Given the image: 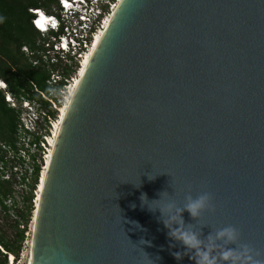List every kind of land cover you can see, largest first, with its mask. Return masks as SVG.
Returning <instances> with one entry per match:
<instances>
[{"label":"water","instance_id":"obj_1","mask_svg":"<svg viewBox=\"0 0 264 264\" xmlns=\"http://www.w3.org/2000/svg\"><path fill=\"white\" fill-rule=\"evenodd\" d=\"M161 192L211 193L184 221L264 252V0H121L63 119L27 264H195L147 207Z\"/></svg>","mask_w":264,"mask_h":264},{"label":"built area","instance_id":"obj_2","mask_svg":"<svg viewBox=\"0 0 264 264\" xmlns=\"http://www.w3.org/2000/svg\"><path fill=\"white\" fill-rule=\"evenodd\" d=\"M120 2L121 0H57L49 12L42 8L29 10L32 14V26L41 35L38 45L41 47L42 61L50 70L48 92H41L36 86L35 91L50 104V108L58 110L59 118L61 108L67 100L64 93L70 94L84 61L92 56L97 41L102 37ZM41 11L47 17L55 19V27L49 24L45 30H41L33 23ZM23 51L33 55L26 47ZM34 64L38 65L39 61ZM65 70H72L73 73L67 77ZM2 83L0 89L6 90V84ZM6 101L11 107L22 110L16 146L11 147L0 142L1 153L7 162L5 164L0 159V174L4 179L12 180L18 175L22 165L33 160L34 155L37 156L42 151L44 153V150L49 154L51 143L55 139L54 129L59 120L54 122L55 119H52L48 110L38 102L23 100L19 104L10 94H6ZM47 123L52 128L47 125L49 130H45L46 134L42 132L41 126ZM45 156L47 158L46 154ZM44 161L46 163V159ZM0 250L5 252L1 246ZM8 262L17 263L11 255Z\"/></svg>","mask_w":264,"mask_h":264},{"label":"trees","instance_id":"obj_3","mask_svg":"<svg viewBox=\"0 0 264 264\" xmlns=\"http://www.w3.org/2000/svg\"><path fill=\"white\" fill-rule=\"evenodd\" d=\"M56 2L57 0H0V17H3V23H0V80L6 84V90L0 89V142L4 145L16 146L22 112L21 109L11 107L6 101V94H10L19 104L23 100L38 102L48 110L52 119L58 116V111L50 108V104L35 91L36 86L39 91L48 92L50 70L42 61L41 47L38 45L41 35L32 26V14L29 11L31 8H42L49 12ZM25 47L33 55L25 53ZM35 61H39V64L35 65ZM72 73V70H65L64 74L69 77ZM42 128L46 129L44 126ZM3 155L0 149V159L6 164ZM32 158L35 163L25 208L18 214L16 212L18 221L10 224L9 228L0 226V246L5 251L0 250V264H9V255L14 256L16 261L20 259L29 224L34 219V191L39 188L42 167L36 162L37 156ZM20 179L25 182L26 176ZM13 196L14 181L6 180L0 174V209L7 211L8 201Z\"/></svg>","mask_w":264,"mask_h":264},{"label":"clouds","instance_id":"obj_4","mask_svg":"<svg viewBox=\"0 0 264 264\" xmlns=\"http://www.w3.org/2000/svg\"><path fill=\"white\" fill-rule=\"evenodd\" d=\"M0 23H3V17H0ZM33 23L41 30H45L49 24L56 26L55 19L47 17L42 11ZM154 178L149 176L150 180ZM159 196V199L151 200L157 202V207H147L153 213L159 212L158 219L168 229V236L184 249L173 253L177 260L188 256L195 264H264V252L248 243H242L241 232L235 226L222 227L205 237L202 231L198 232L184 221L185 211L196 220L206 210L215 208L211 193L188 196L183 207H178L175 201L167 198L166 192L159 193ZM140 199L143 204L150 201L147 194H142Z\"/></svg>","mask_w":264,"mask_h":264},{"label":"rangeland","instance_id":"obj_5","mask_svg":"<svg viewBox=\"0 0 264 264\" xmlns=\"http://www.w3.org/2000/svg\"><path fill=\"white\" fill-rule=\"evenodd\" d=\"M63 96L67 98L68 93L65 92ZM60 97L61 96H59V98ZM58 114H59V112H58ZM56 119L60 121V118L58 116ZM56 119L53 121L56 122ZM59 121H58V123H59ZM47 125H49V127H51V125L48 123L46 125L42 124V126H44V128H46V129H47ZM46 129L42 128V132L46 133V131H45ZM49 133H50V131H49ZM45 154L48 155L46 150H44V153H43V151L40 152V154L37 155V159H36V162L38 164H40L42 167V169H41L42 172H43V170H44L43 168L46 164L44 161L46 159ZM34 163L35 162L33 160H30L29 162H27L26 165H22L21 170L19 171L18 175H16L12 179L14 181V196L11 199V201H8V210L7 211L0 209V226L4 227V229L9 228L10 224H14L15 221H18L19 217L16 215V212L18 214L19 211H21L25 208V205H26L25 199L28 196V193L30 192V185L29 184L32 181V176H33L32 171H33ZM42 172H41V174H42ZM25 176H26V180H25V182H23L20 178H22V177L24 178ZM37 197H38V188L34 191L33 204L36 206L35 212H34V220H32L29 224L28 231L26 233V240L24 243V247H23V250L21 252L20 259L17 261L16 264H27L28 263V259H29L30 251H31V246H32V240H33V231H34V225H35L34 221H35V217H36V213H37L36 209L38 207ZM10 231H11V229H10Z\"/></svg>","mask_w":264,"mask_h":264},{"label":"bare ground","instance_id":"obj_6","mask_svg":"<svg viewBox=\"0 0 264 264\" xmlns=\"http://www.w3.org/2000/svg\"><path fill=\"white\" fill-rule=\"evenodd\" d=\"M100 39H101V37H100L99 40L97 41V43H96V47H97V45H98ZM95 49H96V48H95ZM94 51H95V50H94ZM90 58H91V57H90ZM90 58H88L86 61H84L83 66H82V69L80 70V72H79V74H78V78H77V80L75 81V85H74L73 89L71 90L70 94H68V97H67V100H66V104H65L64 106H62V108H61L60 121H59V123L56 124L55 129H54V138H55V139H53V142L51 143L52 145H51V148H50V150H49V154L47 153L48 155H47V158H46V164H45V166H44V168H43L44 170H43V172H42L41 180H40V183H39L38 197H37L38 207H37V209H36V210H37V213H38V209H39L40 198H41V194H42V190H43V186H44L45 178H46V175H47V171H48V167H49L50 159H51V156H52V153H53V150H54V147H55L56 141H57L56 138H58V134H59V131H60V128H61V125H62L63 119H64V117H65V114H66L67 110H68V107H69V105H70V102H71V100H72V98H73V95H74V93H75V90H76V88H77V86H78L77 81H80L81 76H82L81 73L84 72V70H85V68H86V66H87V64H88V62H89V60H90ZM0 84H3L1 80H0ZM37 213H36V214H37ZM11 256H12V255H11Z\"/></svg>","mask_w":264,"mask_h":264},{"label":"snow or ice","instance_id":"obj_7","mask_svg":"<svg viewBox=\"0 0 264 264\" xmlns=\"http://www.w3.org/2000/svg\"><path fill=\"white\" fill-rule=\"evenodd\" d=\"M41 15H43V14H41ZM53 26H55V25H53ZM81 75H83V73H81ZM77 83H79V81H77Z\"/></svg>","mask_w":264,"mask_h":264}]
</instances>
